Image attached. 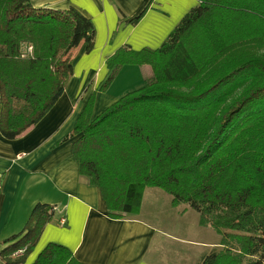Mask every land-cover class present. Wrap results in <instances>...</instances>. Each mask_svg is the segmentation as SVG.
<instances>
[{"label": "trees", "instance_id": "1", "mask_svg": "<svg viewBox=\"0 0 264 264\" xmlns=\"http://www.w3.org/2000/svg\"><path fill=\"white\" fill-rule=\"evenodd\" d=\"M94 38L92 22L73 7L0 0L3 137L43 117L72 73L64 57L80 42L89 52ZM124 65L151 72L95 118L92 92L70 135L79 173L99 188L108 217L135 215L154 187L221 236V249L200 264H264V0H199L159 47L125 45L109 56L100 90ZM54 210L36 204L25 228L0 239V264H24ZM31 264L91 263L49 242Z\"/></svg>", "mask_w": 264, "mask_h": 264}, {"label": "crops", "instance_id": "2", "mask_svg": "<svg viewBox=\"0 0 264 264\" xmlns=\"http://www.w3.org/2000/svg\"><path fill=\"white\" fill-rule=\"evenodd\" d=\"M32 3L36 7L79 10L92 22L95 38L89 52L86 44L80 42L64 57L71 64L72 73L62 94L43 117L14 139L0 133V239L25 228L34 206L46 203L55 206V220L44 226L24 264H31L49 242L67 247L79 261L91 264H200L203 256L220 244L212 236L206 238L201 230L199 239L190 237L191 225L185 219L189 210L172 205L171 198L167 200L169 208L155 206V202L146 204L143 194L135 215L108 217L99 188L79 173L71 150L74 138H70L76 118L92 92L95 91L97 101L94 100L91 118L117 100L118 92L98 91L109 74L106 59L125 45L133 50L159 47L199 0ZM144 9L138 21L131 23ZM119 11L123 14L120 22ZM129 69L135 73H128L124 80L136 78L134 84H138V76L144 79L151 72L148 65H124L117 76ZM162 210L172 213L164 214ZM60 217H64L65 224L58 223ZM197 225L200 226L198 222ZM170 246L183 250V258L176 256L178 250ZM192 248L198 252L190 260L187 251Z\"/></svg>", "mask_w": 264, "mask_h": 264}, {"label": "rangeland", "instance_id": "3", "mask_svg": "<svg viewBox=\"0 0 264 264\" xmlns=\"http://www.w3.org/2000/svg\"><path fill=\"white\" fill-rule=\"evenodd\" d=\"M130 72H131V75H132V73H135L133 69L126 70L123 73H120L118 76H117L118 73H116L114 75L112 81L107 86L106 90L102 91V90H100V87H99L98 91L102 92V93H105L107 90H109V92H112V93L113 92H118L116 94L117 95L116 97H117V99H119V98H121V96H123L125 93H127V91H130L132 89L134 90V89H137V88L141 87L142 84H143V79L139 78V76H138V84H134L133 83V82H135L136 78H133L131 80H129V78H126L124 80L126 75L128 73H130ZM106 79H104V80H106ZM129 83H132V84L130 86H126ZM95 97H96L95 99L97 101V96H95ZM152 188H154V187L146 188L147 190L146 189H145L146 191L144 190L145 193L143 192L146 204H148L149 202H155L156 203L155 206H158V207L161 206V207L169 208V202L167 200H169L171 198L170 195H168L163 190H160V189H157V188H154L155 191H153ZM176 206H179L178 208H181V206H183L184 209L189 210L188 213L185 215V219L186 220L189 219V222H190V225H191L190 226V228H191L190 237L191 238L199 239V231L201 230L202 231V235L207 234L206 238L209 239L212 236L213 240H216L217 243L219 241V244H220L221 236L219 234H217L212 227H210V226H207L208 228L200 227L201 225L198 222L199 221V218H198L199 214H198L197 211H195L194 209L189 207L186 203H181V204H178ZM162 213L171 214L172 212L170 210H168V211H163L162 210ZM197 222L200 225L199 227L197 225ZM177 245L179 247H184L182 245H179L178 243H177ZM178 246H175V247L170 246V247L177 249L178 253L176 254V256H180L179 258H183V256H181L183 250H181ZM188 246L189 245H185V247H188ZM219 248L221 249V245L219 247L215 248V249H219ZM197 252L198 251H194V249L192 248L191 251H187V257L191 260L197 254ZM170 255L174 256V252L171 251Z\"/></svg>", "mask_w": 264, "mask_h": 264}, {"label": "built area", "instance_id": "4", "mask_svg": "<svg viewBox=\"0 0 264 264\" xmlns=\"http://www.w3.org/2000/svg\"><path fill=\"white\" fill-rule=\"evenodd\" d=\"M0 188H1V187H0ZM64 220H65L64 217H60V218H59V222H60V223H63Z\"/></svg>", "mask_w": 264, "mask_h": 264}]
</instances>
